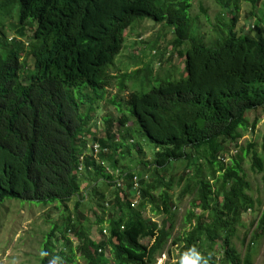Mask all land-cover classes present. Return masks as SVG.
<instances>
[{"label": "trees", "instance_id": "1", "mask_svg": "<svg viewBox=\"0 0 264 264\" xmlns=\"http://www.w3.org/2000/svg\"><path fill=\"white\" fill-rule=\"evenodd\" d=\"M246 1L253 9L260 3ZM191 2L0 0V202L60 210L39 264H105L106 253L110 264H155L176 223L174 187L181 189L179 200L195 192L184 217L188 231L173 241L177 264L182 255L191 261L197 254L201 264H254L264 237V205L251 194L243 163L249 159L255 173L264 164L252 145L242 149L237 143L248 128L254 130L256 119L249 125L248 114L264 107V19L255 35L238 33L239 0H226L232 17L219 16L209 45L189 15ZM12 20L15 37L6 40L2 30ZM142 21L171 32V52L182 59L183 73L161 79L145 66L144 80L155 84L129 91L125 110L114 104L118 118L102 120L105 139L94 155L87 139L93 136L94 105L114 80L109 70L125 32ZM27 27L33 32L24 44ZM140 73L121 75L119 91L127 89L126 81L143 86L136 80ZM143 140L153 147L152 163H136L137 174L119 163L132 151L139 154ZM176 163L181 173L170 172ZM103 188L114 189L111 199ZM87 196L94 200V224L105 232L97 241L81 210ZM256 211V227L241 254L234 244L241 216Z\"/></svg>", "mask_w": 264, "mask_h": 264}, {"label": "rangeland", "instance_id": "2", "mask_svg": "<svg viewBox=\"0 0 264 264\" xmlns=\"http://www.w3.org/2000/svg\"><path fill=\"white\" fill-rule=\"evenodd\" d=\"M225 2L226 0H192L191 2L189 15L195 20L199 34L204 37L205 43L209 45L216 39L217 31L220 29L218 22L219 16L224 20H230L232 17V14L224 8ZM156 3L160 6L163 0H156ZM237 17L236 31L238 33L241 31L244 33L249 31L252 36L255 35L261 24L259 21L264 19V0H260V3L255 9H253L250 1L239 0ZM16 28L13 20L4 24V29L1 30L6 40L15 37L14 30ZM32 32L33 28L31 27L25 29L24 44L29 42ZM171 38L172 34L167 28L163 29L162 25H156L149 21L139 22L125 32L123 49L116 57L114 66L109 70L114 80L111 86L104 91L103 99L94 105V113L92 114L90 122L93 136L87 137L88 147L93 145L99 146V140L105 139V125L102 121L104 118H118L117 106H114V104L122 105L121 109L125 110L123 103L129 91H146L155 84V81L148 83L144 80L143 70L145 71V66L149 67L155 77L159 76L161 79H179L181 77L183 73L182 59L171 52L169 44ZM170 56L172 57L171 60ZM25 59L23 57V62ZM27 65L29 67L31 66L29 60L27 61ZM134 71H141L136 80L137 82H144V85L137 87L134 82L126 81L127 89L120 92V76L123 74L131 75ZM81 110L84 112L85 107H82ZM247 119L249 125L256 119L254 130L251 131L248 128L243 133L237 145L242 149L246 148L247 145H252V150L264 164V107L255 113H249ZM116 127L117 124L114 123L113 128L116 129ZM131 143H135V140ZM140 144L141 152L139 154L136 151H132L130 159L127 158L126 162L119 163L124 165L127 163L126 165L133 170L132 172L137 174L140 171L136 163L151 164V157L154 151L152 145L144 140L140 141ZM228 149L230 156L236 154L232 146H229ZM172 167L173 170L170 172H182L181 163H176ZM243 168L247 181L251 185V194L264 205V171L262 173L251 171L249 159L244 161ZM86 189L87 184H82L81 195L85 193ZM102 191L105 194V199L108 200L111 199L114 189L103 188ZM180 191V188L174 187L171 192L173 202L176 205V223L171 240L164 252L158 256L155 264H177L178 248L176 245H173V241L188 231V225L185 224L184 217L192 209L191 203L195 196L194 192L179 200ZM81 204L83 205L81 210L86 214L85 216L88 219L86 225L88 227L90 226V238L97 241L105 237V234L94 224V216L92 214L95 209L94 200L92 198L88 199L87 196ZM72 205L71 203L68 207ZM147 210L144 216L150 218L151 214ZM194 211L196 214H200L199 209H195ZM257 212H248L241 216L242 226L238 229L240 240L234 242L238 252L241 254L245 252L250 234L256 227V221L258 219ZM59 215L60 210L56 209L55 205L44 207L38 204L12 200L0 202V264H39L41 245L44 237L49 233L51 224L58 220ZM153 221L159 223L160 218H153ZM141 243L148 245L147 240H142ZM104 262L105 264H110V256L107 253L105 254ZM50 264L56 263L51 262ZM254 264H264V237L259 244Z\"/></svg>", "mask_w": 264, "mask_h": 264}, {"label": "clouds", "instance_id": "3", "mask_svg": "<svg viewBox=\"0 0 264 264\" xmlns=\"http://www.w3.org/2000/svg\"><path fill=\"white\" fill-rule=\"evenodd\" d=\"M196 259L189 261V258L185 255L181 256L180 264H201V258L199 257V254L195 255Z\"/></svg>", "mask_w": 264, "mask_h": 264}, {"label": "built area", "instance_id": "4", "mask_svg": "<svg viewBox=\"0 0 264 264\" xmlns=\"http://www.w3.org/2000/svg\"><path fill=\"white\" fill-rule=\"evenodd\" d=\"M92 147V149L94 150V155L99 151V146H97V145H93V146H91ZM119 185H117V187H118ZM137 188H138V186H137V184H135L134 185V190H137ZM136 202L137 201H135V202H133V206L136 204ZM103 234H105V232H103Z\"/></svg>", "mask_w": 264, "mask_h": 264}]
</instances>
